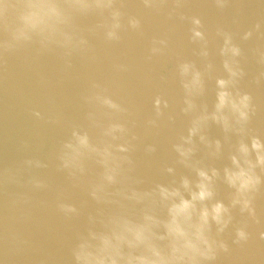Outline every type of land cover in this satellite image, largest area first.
Instances as JSON below:
<instances>
[{
    "label": "clouds",
    "instance_id": "9594fccd",
    "mask_svg": "<svg viewBox=\"0 0 264 264\" xmlns=\"http://www.w3.org/2000/svg\"><path fill=\"white\" fill-rule=\"evenodd\" d=\"M205 2L223 13L236 0ZM194 3L0 0V63L32 51L36 56L57 57L66 71L74 62L97 64L102 61L101 51L120 48L131 36L145 38L148 17L166 24L147 37L142 59L145 63L173 60L175 98L167 91H155L150 113L142 116L130 98L114 90L116 81L134 70L133 63L124 56L110 57L113 80H89L80 96L81 119L69 124L58 141L55 172L63 174L62 185L54 186L43 174L49 162L40 157L0 166V189L10 196L13 208L30 206L35 194L54 192L60 216L83 217L68 264H218L230 243L249 240L251 225L264 227L256 208L257 198L264 194V139L250 127L257 110L253 96L240 87L247 75L244 45L264 42V16L242 31L223 24L210 29L203 15L187 11ZM177 26L184 28L191 57L173 52ZM248 51L261 68L253 77L259 84L264 81V43ZM213 81L214 100L209 107L205 98ZM32 115L53 125L60 122L59 117L46 118L36 109ZM178 119L184 126L170 142L174 160L160 168V174L170 179L141 187L145 181L137 174L135 153L143 145L145 155L155 154L157 144L143 143L144 137L174 127ZM213 125L223 133V141L209 135ZM226 144L228 162L217 167ZM220 185L230 190L227 202L219 198ZM9 187L17 190L7 193ZM74 192L82 193L83 199L73 200ZM4 239L10 250L21 243L14 233ZM0 264H8L7 259L0 257Z\"/></svg>",
    "mask_w": 264,
    "mask_h": 264
},
{
    "label": "water",
    "instance_id": "95a60500",
    "mask_svg": "<svg viewBox=\"0 0 264 264\" xmlns=\"http://www.w3.org/2000/svg\"><path fill=\"white\" fill-rule=\"evenodd\" d=\"M139 11V9H131ZM189 13L203 15L206 24L211 29L216 24H223L233 31H242L261 16H264V0H236L235 6L218 13L205 0H195L194 6L187 10ZM166 24L159 18L148 17L145 38L128 37L124 46L101 51L102 61L97 64L74 62L70 70H64L62 62L53 55L36 56L32 51H23L8 56L0 63V166L11 164L28 157H40L49 162V168L42 170L54 186L64 183L63 174L55 172V150L58 141L66 134L67 126L77 122L82 116L81 93L87 87L90 79L112 81L109 58L124 56L134 65V70L117 80L114 90L124 95L140 109L142 116L151 111L150 97L157 90L167 91L175 98L178 89L172 79L173 60H154L145 63L142 59L147 37L162 31ZM262 41H250L245 47L243 67L247 75L241 81L242 90L250 92L256 105V113L252 117V131L264 139V81L257 84L253 77L261 70L255 58L248 51ZM191 47L187 44L183 26H177L174 34L173 52L191 57ZM217 73H221L219 57L215 58ZM165 76L164 81L161 76ZM214 81L209 82L206 101L211 107L214 100L212 88ZM33 109L41 111L47 117H59L58 124L38 120L32 115ZM184 126L183 119H178L175 126L163 128L158 134L146 136L143 143H156L158 150L148 156L143 153V145L134 159L137 163V174L148 187L155 181L166 182L170 177L162 176L160 168L172 164L174 153L171 152L170 142L176 133ZM209 135L223 141V133L216 126L209 129ZM235 138H233V142ZM228 145L224 147V156L215 162L217 167L226 164ZM178 171L187 174L186 170ZM219 198L227 202L230 190L219 186ZM12 187L7 193L15 191ZM72 199H83L80 192L72 193ZM10 196L0 189V257H5L8 264H68L70 247L76 231L82 227L84 220H66L60 216L54 206L55 193H41L33 196V202L27 207L13 208ZM258 214L264 218V194L256 201ZM87 211V209L85 210ZM239 219L238 213H234ZM251 235L246 243L232 245L230 250L222 254L218 264H264V238L261 232L264 227L251 225ZM14 233L21 243L15 250L4 237Z\"/></svg>",
    "mask_w": 264,
    "mask_h": 264
}]
</instances>
